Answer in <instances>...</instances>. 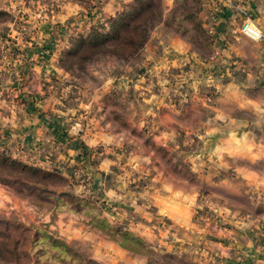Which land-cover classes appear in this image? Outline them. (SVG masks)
<instances>
[{
    "label": "crops",
    "instance_id": "crops-1",
    "mask_svg": "<svg viewBox=\"0 0 264 264\" xmlns=\"http://www.w3.org/2000/svg\"><path fill=\"white\" fill-rule=\"evenodd\" d=\"M104 1L103 19L131 0ZM175 2L161 0L162 18L140 50V127L153 129L154 144H175L174 155L185 170L164 172L154 150L141 145L146 195L136 204L140 214L131 230L153 253L95 239L66 221L59 224L60 233L76 245L87 242L82 253L101 264H264V0H200L196 18L210 36L209 55L170 24ZM62 5L54 13L57 20L66 10ZM244 21L260 30V39L239 31ZM55 22L54 17L36 20L30 36L36 41H17L22 59L2 72L10 81L18 76L27 88L33 84L35 96L41 88H36L39 74L32 72L36 63L30 60L39 58L37 52L48 43L41 39L51 35ZM111 88L105 85L98 93ZM47 101L36 99L19 109L25 123H19L17 135L36 150L46 137L50 149L60 146L66 155L70 143L49 114L39 112L38 107L53 110ZM7 107L9 112L0 113L3 129L15 115Z\"/></svg>",
    "mask_w": 264,
    "mask_h": 264
},
{
    "label": "rangeland",
    "instance_id": "rangeland-1",
    "mask_svg": "<svg viewBox=\"0 0 264 264\" xmlns=\"http://www.w3.org/2000/svg\"><path fill=\"white\" fill-rule=\"evenodd\" d=\"M2 1L0 6L5 9H0V113L9 112V105L15 115L7 128L0 125V155L25 165L26 171L0 166V263L58 264L62 258L58 257L67 255L86 264H101L82 253L87 242L77 241L76 245L60 233L59 224L66 221L77 230L91 232L95 239L108 238L114 233L111 230L133 234L131 229L140 214L136 204L144 199L147 186L141 173V145L154 150L159 157L156 163L164 172L185 171L184 163L174 155L175 144H154L153 129L140 127L142 48L127 59L101 50L78 52L83 44L106 38L117 26L102 18L100 7L104 0ZM134 1L124 7L120 17L133 12L132 6L137 5ZM175 1L170 24L202 54L209 55L212 49H208L206 37L195 27L199 24L196 12L200 0ZM152 3L158 6L157 0ZM62 4L66 10L57 20L54 13ZM156 7L142 26L146 37L162 18ZM48 17L56 21L54 30L41 39L48 43L38 50L39 58L30 60L36 63L32 72L39 74L38 98L30 92L33 84L27 88L18 76L14 82L2 72L12 71L22 59L17 41H36L30 37L37 27L36 20ZM54 41L63 44L58 47ZM76 51L77 55H73ZM105 85L113 88L98 93ZM45 97L48 108L53 110L38 107L39 112L49 114L66 143L75 145H68L71 150L67 147V156L60 146L50 149L46 137L40 145L49 148L43 145L36 150L25 147V141L21 142L17 135L19 123H25L19 109ZM183 142L181 146L185 148L188 143L184 139ZM43 172L48 176L42 177ZM209 214L218 217L213 211ZM146 245L142 243L139 250L152 254Z\"/></svg>",
    "mask_w": 264,
    "mask_h": 264
},
{
    "label": "trees",
    "instance_id": "trees-1",
    "mask_svg": "<svg viewBox=\"0 0 264 264\" xmlns=\"http://www.w3.org/2000/svg\"><path fill=\"white\" fill-rule=\"evenodd\" d=\"M153 0L149 1H139L135 0L136 6H132V13H130L127 17H120L125 11H120L113 16H109L108 20L113 23V21L117 24L115 28H113L111 34L102 40H90L89 42L83 44L78 52L82 49V51L89 50L96 52L97 50L106 51L112 53L116 56H121L123 58H130L134 54L141 49L147 41L148 36H145L144 28H142L143 24L153 16L152 13L153 9L155 10L156 4L152 3ZM158 6L156 9L160 13L162 17V4L161 0H157ZM134 9V10H133ZM111 23V25H112ZM115 25V24H114ZM195 27L199 30L200 35L202 37H206L207 39V46L208 49L211 50L212 42L210 36L208 35L207 31L204 30L200 24H196ZM212 51V50H211ZM77 51L73 53V55H77ZM0 166H6L10 168H16L18 171H26L25 165H20L13 160H9L2 155H0ZM28 171H33L36 173L35 169L27 168ZM44 177L45 175L48 176V173L43 172ZM101 227V226H100ZM114 233L108 234L107 237L109 239H113L119 243L120 246L132 250L134 252L140 253L142 252L139 246L142 245V240L133 234H129L126 232H118L116 230H111ZM62 257V258H61ZM61 258L59 262L64 261H77L83 262L80 258L75 256L67 257L66 256H59Z\"/></svg>",
    "mask_w": 264,
    "mask_h": 264
},
{
    "label": "built area",
    "instance_id": "built-area-1",
    "mask_svg": "<svg viewBox=\"0 0 264 264\" xmlns=\"http://www.w3.org/2000/svg\"><path fill=\"white\" fill-rule=\"evenodd\" d=\"M239 31L253 39H260L261 32L250 21H244L239 25Z\"/></svg>",
    "mask_w": 264,
    "mask_h": 264
}]
</instances>
